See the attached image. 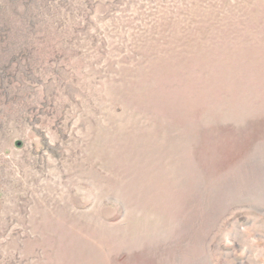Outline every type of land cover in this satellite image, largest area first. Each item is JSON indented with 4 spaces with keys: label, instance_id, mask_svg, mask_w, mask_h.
Wrapping results in <instances>:
<instances>
[{
    "label": "rangeland",
    "instance_id": "rangeland-1",
    "mask_svg": "<svg viewBox=\"0 0 264 264\" xmlns=\"http://www.w3.org/2000/svg\"><path fill=\"white\" fill-rule=\"evenodd\" d=\"M0 264H264V0H0Z\"/></svg>",
    "mask_w": 264,
    "mask_h": 264
}]
</instances>
